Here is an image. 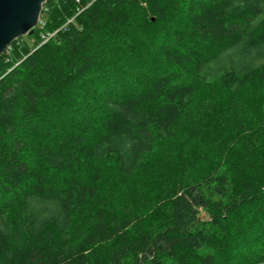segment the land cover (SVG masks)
I'll use <instances>...</instances> for the list:
<instances>
[{
    "label": "trees",
    "instance_id": "obj_1",
    "mask_svg": "<svg viewBox=\"0 0 264 264\" xmlns=\"http://www.w3.org/2000/svg\"><path fill=\"white\" fill-rule=\"evenodd\" d=\"M27 35L0 55V264H264V0H46Z\"/></svg>",
    "mask_w": 264,
    "mask_h": 264
},
{
    "label": "water",
    "instance_id": "obj_2",
    "mask_svg": "<svg viewBox=\"0 0 264 264\" xmlns=\"http://www.w3.org/2000/svg\"><path fill=\"white\" fill-rule=\"evenodd\" d=\"M46 0H0V55L40 22Z\"/></svg>",
    "mask_w": 264,
    "mask_h": 264
},
{
    "label": "rangeland",
    "instance_id": "obj_3",
    "mask_svg": "<svg viewBox=\"0 0 264 264\" xmlns=\"http://www.w3.org/2000/svg\"><path fill=\"white\" fill-rule=\"evenodd\" d=\"M24 37H27L28 38V35L26 34V35H23ZM23 36H21V37H23ZM28 40L29 41H31L32 40V38L31 37H29L28 38ZM135 77V74L134 73H132V75H130V76H128V77H126L124 80H125V83L127 84V86L128 85H131L132 84V82H131V79L132 78H134ZM126 86V85H125ZM124 86V87H125ZM125 92V91H124ZM214 95H216V94H214ZM217 96V95H216ZM207 101H209L210 102V108L208 109V110H198V114H202V115H204V114H206L207 112H219L220 110H225V109H227L226 108V105L228 104L227 102H225V104H223L222 102H221V100L220 99H217V97H216V99H208ZM205 106V105H204ZM214 106V107H213ZM205 109V108H204ZM196 112V111H195ZM229 115V114H228ZM192 118H193V116H192ZM191 118H186L185 120H184V125H188V127H192V130H194V127H195V125H196V123H191L190 124V122H191V120H190ZM190 125V126H189ZM191 130V131H192ZM185 137H186V135H185ZM169 173L170 172H167V171H163L162 173H156V175H155V177L156 178H154L152 181L153 182H156V186L158 185V183H161L163 180H167V179H169V177H170V175H169ZM171 179H169V180H167L166 182H169ZM165 182V183H166ZM206 192L207 193H211V192H209V190H206ZM151 193V192H150Z\"/></svg>",
    "mask_w": 264,
    "mask_h": 264
}]
</instances>
